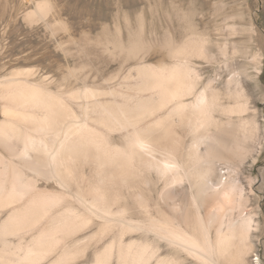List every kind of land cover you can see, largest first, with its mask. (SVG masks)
<instances>
[{"label": "bare ground", "instance_id": "bare-ground-1", "mask_svg": "<svg viewBox=\"0 0 264 264\" xmlns=\"http://www.w3.org/2000/svg\"><path fill=\"white\" fill-rule=\"evenodd\" d=\"M42 8L27 19L48 23ZM164 42L172 61L158 66L151 45L120 44L126 61L137 58L136 73L106 86L96 79L101 69L94 84L71 71L57 90L33 70L0 79V210L12 211L0 220V264H64L77 258V244L108 238L92 264H249L255 216L239 164L255 152L257 124L233 119L251 109L243 81H229L222 93L193 61L208 59L198 40ZM81 165L114 172L96 183ZM143 188L157 191L158 214ZM54 236L64 242L50 262Z\"/></svg>", "mask_w": 264, "mask_h": 264}, {"label": "rangeland", "instance_id": "rangeland-1", "mask_svg": "<svg viewBox=\"0 0 264 264\" xmlns=\"http://www.w3.org/2000/svg\"><path fill=\"white\" fill-rule=\"evenodd\" d=\"M31 1L0 0V79L14 75L26 77L25 71L33 70L36 80H47L51 89L57 90L61 84L68 83L65 81L71 78V71L79 77L89 74V81L94 84L91 79L97 75L95 71L101 69L96 79L106 86V79L119 81L129 71L136 73L137 58L126 61L125 52H120V44L125 47L151 45L148 51L151 63L158 66L162 61H172L164 49V40L171 36L178 43L189 37L196 39L199 48H204L208 59L193 61L201 68L205 83L214 80L225 93L229 81L233 80L232 86L236 80L243 81L251 109L233 119H251L257 124L255 152L239 164L244 195L249 197L248 210L255 216L256 231L252 232L248 262L264 264V0ZM39 2L43 5L41 12L46 13L43 16H48V23L27 19ZM76 87L72 84L70 90ZM222 101L225 105L233 103L226 98ZM3 119L0 101V122ZM220 119L224 120V117L220 116ZM184 120L189 123L187 116ZM171 122H174V130L186 135L188 129L181 127L178 119ZM3 154L12 159L4 151ZM83 167L81 165L79 173L96 183L100 182L101 176L107 179L114 172L109 165L103 167V171L82 170ZM222 168L223 172L227 171V166L221 165ZM155 179L156 176L152 180ZM40 186L45 188L46 183L41 181ZM46 187L56 189L52 182ZM143 189L158 214L161 202L157 191L152 196L147 188ZM126 194L127 190L123 189V195ZM191 208L195 214V207ZM11 212L0 210V220H5ZM96 230V226L91 227L78 238ZM30 238L26 235L24 240ZM53 239L48 243L54 247L50 262L59 257L64 242L58 243L56 236ZM12 241L18 243L19 239ZM108 241L109 238L99 245L77 244L73 250L79 257L68 256L64 264H92L95 252Z\"/></svg>", "mask_w": 264, "mask_h": 264}]
</instances>
